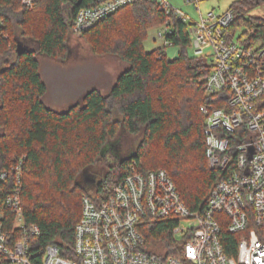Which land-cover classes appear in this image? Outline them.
Returning a JSON list of instances; mask_svg holds the SVG:
<instances>
[{"label":"trees","instance_id":"trees-1","mask_svg":"<svg viewBox=\"0 0 264 264\" xmlns=\"http://www.w3.org/2000/svg\"><path fill=\"white\" fill-rule=\"evenodd\" d=\"M78 1L42 0L30 10L21 0H0V55L16 50L20 29L31 33L38 44L37 51L26 45L31 51L15 53V60L0 68V170H10L26 156L22 204L26 221L40 227V234L32 239L33 250L57 244L72 251L83 196L96 190L98 196L105 197L106 188L127 176L133 162L143 171L166 169L192 211L205 207L219 176L208 164L206 117L201 111L212 65L201 57L189 56L191 39L181 22L175 23L170 36L174 45L182 47L178 57L170 59L160 56L158 48H144L148 30L166 19L154 0L125 6L83 33L94 37L92 45L97 52L99 37H107V50L118 52L128 64L109 93L90 89L62 111L45 103L48 84L38 55L55 57L65 51L78 10L93 5L91 0ZM261 1L238 0L234 6L237 24L259 26L264 36V18L246 17L251 6ZM107 32H118L120 41L112 42ZM117 104L120 117L114 115ZM141 131L145 139L136 150L118 158L104 176L94 175L95 183L85 184L84 172L104 157L107 145L116 142L119 133L137 135ZM147 223V237L174 245L172 228L176 222ZM239 236L223 233L229 253H235ZM170 253L179 254L176 249Z\"/></svg>","mask_w":264,"mask_h":264},{"label":"built area","instance_id":"built-area-1","mask_svg":"<svg viewBox=\"0 0 264 264\" xmlns=\"http://www.w3.org/2000/svg\"><path fill=\"white\" fill-rule=\"evenodd\" d=\"M41 1L21 4L32 10ZM138 1L91 0L78 10L71 31L82 35ZM154 1L166 16L154 38L163 40L159 55L174 45L170 36L181 22L195 56L212 65L201 111L208 164L219 176L205 207L192 211L166 169L143 171L133 162L105 197L96 190L83 196L72 251L57 244L33 250L40 227L24 214L23 156L0 170V264H264V36L259 26L237 24L234 5L204 13V0H185L198 10L195 19L169 0ZM242 25L248 29L238 32ZM156 220L176 222L173 246L147 237V222ZM225 231L240 235L235 253L224 245Z\"/></svg>","mask_w":264,"mask_h":264},{"label":"rangeland","instance_id":"rangeland-1","mask_svg":"<svg viewBox=\"0 0 264 264\" xmlns=\"http://www.w3.org/2000/svg\"><path fill=\"white\" fill-rule=\"evenodd\" d=\"M169 1L174 7L190 14L193 18H199V12L194 5L186 3L185 0ZM237 2L238 0H204L201 2L200 8L204 13L212 9L224 11L231 5L237 4ZM246 15L248 18H264V0L259 4L251 6V9L246 12ZM159 29H161L160 24L148 30L144 40V48L146 50L151 51L163 45V40L159 38L154 39ZM240 29L244 30L248 29V27L242 25L238 28V32ZM107 34L106 35L110 39L112 37V42L114 43L121 39V36L117 35L118 32H107ZM30 35L31 33H24V31L20 29L15 37V42L17 44L18 41H21L32 50L37 51L38 44ZM104 36L105 35H103V37ZM93 38V36L71 33L65 51H60L55 57L38 55L41 61L40 71L45 81L48 82V93L46 94L47 101L62 105V102L69 100L78 93L82 94L85 90L93 88H98L103 93L110 92L112 83L116 81L121 71H123L128 64L123 61L118 52L112 51V49L107 50V47L110 48L109 44H107V37L105 38L106 40L99 37L100 44L98 47L100 50L98 52L92 45ZM114 43H111V46H113ZM106 45L108 46L106 47ZM11 46L12 44L10 45V49H12ZM181 50L182 47L180 45L169 46L167 48V57L174 59L180 55ZM187 52L189 56H195V50L191 44L187 46ZM209 52L210 49L205 51V53ZM15 53H18L17 46L16 50H10L9 54L0 55V68L4 67V64H7L6 61H14L16 58ZM0 89L2 93V88L0 87ZM83 95L84 94H82V96ZM82 96H80L77 101H79ZM119 104L115 105L113 108L115 117H120ZM66 109L55 110L62 111ZM117 137L116 142L107 145L104 157H101L92 165L91 169L88 171V176H104L108 169L116 163L118 158L124 156L126 153H132L144 142L145 133L141 131L137 135H131L126 132H121ZM84 177L85 176H83V178ZM85 184L87 185L88 182H85Z\"/></svg>","mask_w":264,"mask_h":264},{"label":"crops","instance_id":"crops-1","mask_svg":"<svg viewBox=\"0 0 264 264\" xmlns=\"http://www.w3.org/2000/svg\"><path fill=\"white\" fill-rule=\"evenodd\" d=\"M47 82V81H46ZM48 83V82H47ZM115 82H113L112 83V86H113V84H114ZM112 86H111V88H112ZM111 88H110V90H111ZM88 90H85L84 92H82V94H84L85 92H87ZM48 93V92H47ZM82 94H80V93H78L76 96H74V97H71L69 100H66V101H64V102H62L61 104L62 105H58V103L56 104V103H51L50 101H47V95L45 96V102H46V104L49 106V107H51V108H53V109H66V108H69L72 104H74L79 98H80V96H82Z\"/></svg>","mask_w":264,"mask_h":264},{"label":"water","instance_id":"water-1","mask_svg":"<svg viewBox=\"0 0 264 264\" xmlns=\"http://www.w3.org/2000/svg\"><path fill=\"white\" fill-rule=\"evenodd\" d=\"M80 3H81V0L78 1V4H80ZM26 51H31V50L29 48H27V46L23 42L18 41V43H17V52H18V54H23ZM88 175H89L88 172H84L83 176H85L84 177L85 181L88 182V183H91V184L95 183L96 182L95 177H90Z\"/></svg>","mask_w":264,"mask_h":264}]
</instances>
